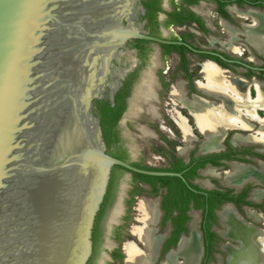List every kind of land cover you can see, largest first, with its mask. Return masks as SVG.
I'll return each mask as SVG.
<instances>
[{"label": "water", "instance_id": "obj_1", "mask_svg": "<svg viewBox=\"0 0 264 264\" xmlns=\"http://www.w3.org/2000/svg\"><path fill=\"white\" fill-rule=\"evenodd\" d=\"M138 2L0 0V264H87L113 166L181 177L110 155L96 115L95 101L113 104L131 69L127 40L170 43L134 25ZM247 181L256 185L253 192L264 189L255 178L229 187L238 191ZM124 189L122 184L104 220L108 250L106 236L115 223L109 216ZM239 216L264 230L262 219ZM196 234L200 264L203 246ZM227 239L223 250L235 245ZM226 260L227 252L218 264Z\"/></svg>", "mask_w": 264, "mask_h": 264}, {"label": "flooded vegetation", "instance_id": "obj_2", "mask_svg": "<svg viewBox=\"0 0 264 264\" xmlns=\"http://www.w3.org/2000/svg\"><path fill=\"white\" fill-rule=\"evenodd\" d=\"M253 15L264 18V0H139L136 6L134 25L140 28L142 34L170 43L164 44L146 39L127 40L125 48L133 52V64L131 63V69L121 80V84L114 94L113 104L110 101H103L104 103L108 102L109 106L112 107L118 98L117 109L123 110L116 123L109 127L108 135L112 140L110 146L106 145L104 138L103 140L110 155L113 156L116 150H120L124 155V161L135 167L153 171L175 172L179 173L181 177L154 176L163 178L152 179L135 176L134 172H129L124 168V170L114 169L113 172L111 169L109 176L111 183L109 185L108 182L109 187L107 186L95 216L96 236L92 254L87 264H90L100 240L104 242V220L108 210L115 202L116 189L122 174H128L126 180L132 185L141 186L146 189L145 193L156 197V206L159 209L157 232L159 234L166 233L162 240L158 260L168 249L175 247L177 243L175 240L176 238L178 240L181 234L185 232L186 223L190 217H193L195 222L196 220L200 222L203 246L200 264H204L207 252L202 223L217 221L219 209H222L224 205L231 203L235 213L247 220H250L247 216L249 210L259 213L262 216L261 219H264L262 212L264 211V196L256 200L252 191L256 185L252 182H245L238 191L228 186L220 188L215 186L210 182V179L215 178V176L210 175H208L209 183H205V187H211V189H205L196 183V176L206 167L215 172L218 168L230 167L223 155L188 156L184 159L179 156L164 154L159 159L167 165L149 168L133 159L131 149L124 142L120 124L125 112L133 105L131 102L135 98L136 90L143 80L148 78L150 71L146 70L147 66L160 59L169 61L170 66L164 74L160 72V76H154L158 85L151 87L154 93L153 100L158 98L157 88L160 93H164L161 89L167 90L168 102L164 104L161 113L173 125H175L174 118L185 119L184 121L193 128V131L195 130V123L189 111L178 104L175 98L170 95L171 89L178 84L181 85L185 100L200 98L213 102L218 101L217 98L199 88L200 83H205V78L201 72V65L205 62L212 63L218 70L220 69L221 75L225 76L223 82L229 78L235 80L243 86L249 99H255V84L264 87V53L250 44L246 38L247 28L254 25ZM96 102L94 103L96 115L100 120V110ZM144 105L146 103H139V107ZM153 106L159 115L158 118L154 119L153 117V119L158 125V130H160L159 121L164 123L163 116L159 112V107ZM256 108V115L262 117L264 113L259 107ZM145 113L148 114L147 111ZM127 117L129 118V116ZM124 122L126 124L128 119L124 118ZM251 125L250 134L258 128L256 123L251 122ZM234 133L249 134L247 131L230 129L224 136L223 142L230 140ZM196 137L199 140V137ZM259 158L254 160V165H247L257 169L260 162L264 164V161ZM224 171L221 169V172H217L218 176L223 175ZM181 223L183 224L181 225ZM164 226L167 229L164 230ZM182 227L183 229L180 230ZM209 231L212 232L211 227Z\"/></svg>", "mask_w": 264, "mask_h": 264}, {"label": "bare ground", "instance_id": "obj_3", "mask_svg": "<svg viewBox=\"0 0 264 264\" xmlns=\"http://www.w3.org/2000/svg\"><path fill=\"white\" fill-rule=\"evenodd\" d=\"M252 19L254 25L249 26L245 33L247 41L264 53V18L253 15ZM219 70L212 63H203L201 72L205 78V83L199 84V88L217 98V102L200 98V100L196 98L185 100L180 84L170 91V95L175 98V101L187 109L193 117L195 130L202 137L201 149L204 152L216 153L223 150L222 142L230 129H239L249 133H234L230 139L233 146L246 143L264 147V114L262 117L256 115V107H259L264 113V87L254 83L256 86V97L255 99H249L243 86L235 80L229 78L223 82L225 76H222ZM149 83L148 79L145 78L136 90L135 102L129 109V115H132L136 109L138 110L137 101L142 100L145 102L154 98V93ZM146 109L151 117H159L155 106L152 104H148ZM174 119L182 142V146L177 148V152L184 154L198 138L194 135L193 128L184 121L185 119ZM159 122L160 129H164L170 135H173L162 124L161 120ZM251 122L258 124V128L252 134L249 131L252 130ZM138 131L143 136L156 138L154 131L147 128V126L140 125ZM262 168L263 170L259 172L247 164L234 163L232 168L226 170L222 176L225 181L232 185H240L250 178H256L264 184V181L259 176V173L264 174V167ZM206 175L217 177L218 173L212 169L208 170ZM254 194V197L258 198L262 194L264 195V189L255 191ZM121 210V203L118 201L111 211L109 220L115 222ZM134 210L136 211L135 223L130 226L129 233L135 237L136 242L126 241L122 243V264H197L199 248L194 220L190 222L188 234L180 236L175 247L165 252L162 258L158 260L162 234L157 232L159 213L156 201L141 197L135 203ZM247 213L254 220L262 218L259 213L253 210H249ZM219 217L224 229L222 234L235 242L234 246L225 248L227 252L226 264H264V230L254 228L250 224H244L240 220L241 217L235 213L230 204L223 206L219 211ZM111 244L110 242L106 243L107 247H110Z\"/></svg>", "mask_w": 264, "mask_h": 264}, {"label": "rangeland", "instance_id": "obj_4", "mask_svg": "<svg viewBox=\"0 0 264 264\" xmlns=\"http://www.w3.org/2000/svg\"><path fill=\"white\" fill-rule=\"evenodd\" d=\"M169 61H165L163 59L155 60L153 63L149 64L147 66V71H150L148 73V81L150 82L151 87H155L157 84L156 78L154 76H160V72L164 74V72H167L169 69ZM153 76V77H151ZM150 79V80H149ZM179 79V78H177ZM158 85V84H157ZM163 92H158V88L156 89V92L158 94V98L153 100L149 99L145 102L137 101L136 106L138 110L131 115H129L130 110L126 111L127 116H124L121 118L120 124H121V132L123 134L124 142L128 145V147L132 151L133 159L138 160L142 163V165L147 166L149 168H155L160 167L161 165H167L166 163H163L159 157H162L164 154H169V156H179L184 159H186L188 156H208V155H223L229 164L230 167L228 168H218L216 172H221V169L227 170L231 169L233 163L240 162V163H246V164H255V159L260 157L262 161V157H264V147H261L259 145L255 144H246L242 143L238 146H233L230 142V140H225L222 142L223 150L215 152H207L203 151L201 149V141L202 137L198 134L196 130H194V135L199 137V140L193 142L191 144V148L188 149L184 154H179L177 152V148L182 146L181 142V136L179 133V130L173 125L170 121H168L165 118V115L162 114V108L166 102H168L167 96V90L161 89ZM135 100L132 99V104H134ZM146 103L143 107H139V103ZM147 102L148 104L157 105L159 107V112L162 114V120L164 121L163 125L169 129L173 135H170L167 131L164 129L158 130L155 118L151 117L149 114H146L145 111H147ZM146 107V108H145ZM131 109V108H130ZM124 118L128 119V122H124ZM126 121V120H125ZM124 122V123H123ZM140 125L147 126V128L153 130L157 136L156 138H149L147 136H143L139 131L138 127ZM160 125V124H159ZM170 136V137H167ZM264 166H259L256 171L261 172L263 170ZM260 168V169H259ZM255 169V168H254ZM210 170L209 167H206L205 169L201 170L199 172V175L196 176L195 181L198 185L202 186L205 189H211V187H205V183L208 182L209 176L206 175L207 171ZM212 170V169H211ZM128 174H122L120 177V180L118 182V188L117 193L119 192L120 186L123 184L125 185L124 189V196L121 200V215H118L116 218V221L114 224H111L110 230L108 235L106 236L107 239H109L111 244L109 250L105 249L103 247V240L98 243L95 253L91 259L90 264H122L121 259L123 258V254L121 253V245L123 242L126 241H133L136 242L135 237L131 236L129 233V228L132 224L135 223V214L136 211L135 203L137 200L141 197L156 200L155 196H152L146 192V189H143L141 186L132 185L128 180H125L124 177ZM259 176L264 181V174L259 173ZM252 179V178H251ZM254 179V178H253ZM256 179V178H255ZM210 182L213 183L217 187H225L231 185V186H239V185H232L229 184L227 181H225L221 176L213 177L210 179ZM209 183V182H208ZM142 190H141V189ZM255 195V194H253ZM263 196V194H262ZM261 197V196H259ZM258 197V198H259ZM221 209H219L220 211ZM260 211V210H259ZM262 211V209H261ZM264 213V211H262ZM191 220H193V217H190L189 220L186 223V230L181 235H187L189 231V225ZM263 224L261 225L264 229V219L262 220ZM196 225V226H195ZM200 222L196 220L194 223V226L196 229L200 232ZM167 229L166 226H164V230ZM211 229L212 233L214 234V241L210 244V247L207 249L206 257L204 260V264H218L219 263V257L222 258V261L224 263V257L226 255L225 250L222 249L221 245L227 241H229L227 238H224L222 231L223 226L221 225V221L219 218V214L217 217V221H214L211 223ZM163 230V231H164ZM223 235V236H222ZM103 238H105V234L103 235ZM178 241V240H177ZM101 253H106L107 259L102 260V263H99ZM226 264V262H225Z\"/></svg>", "mask_w": 264, "mask_h": 264}, {"label": "trees", "instance_id": "obj_5", "mask_svg": "<svg viewBox=\"0 0 264 264\" xmlns=\"http://www.w3.org/2000/svg\"><path fill=\"white\" fill-rule=\"evenodd\" d=\"M99 110H100V126H101V130H102V134H103V138L106 142L107 146H110V144L112 143V140H110L109 135H108V130L109 127L114 125L117 121V119L119 118L121 112L123 109H117L118 106V98H116L115 100V105L114 106H109L108 102L104 103L103 101H97L96 102ZM108 152V151H107ZM113 157L118 158L120 160H125L124 155L120 152V150H116V152L113 153ZM114 169H122L124 170L122 167L119 166H113L112 168V172ZM135 176H140V177H148V178H154V179H161L163 177H154V176H144L138 173H134ZM111 183V180H109V185ZM108 185V187H109ZM107 187V188H108ZM183 223H181L182 225ZM211 227V223H207V222H203L202 223V228L204 230L205 233V246H206V251L207 249L210 247V244L214 241V234L212 232L209 231V228ZM183 227L180 229L182 230ZM96 221H94V225H93V229H92V246H93V242L95 241V236H96ZM185 230V229H184ZM177 241V238L175 240V242ZM174 242V243H175Z\"/></svg>", "mask_w": 264, "mask_h": 264}]
</instances>
